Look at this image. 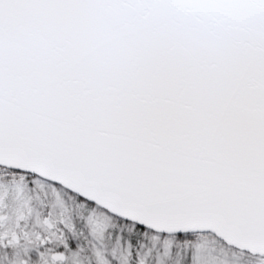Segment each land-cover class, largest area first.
I'll list each match as a JSON object with an SVG mask.
<instances>
[{"label": "snow or ice", "instance_id": "obj_1", "mask_svg": "<svg viewBox=\"0 0 264 264\" xmlns=\"http://www.w3.org/2000/svg\"><path fill=\"white\" fill-rule=\"evenodd\" d=\"M0 264H264V0H0Z\"/></svg>", "mask_w": 264, "mask_h": 264}]
</instances>
